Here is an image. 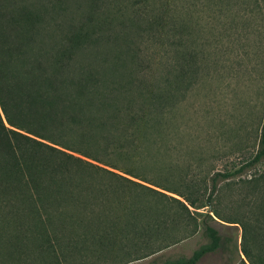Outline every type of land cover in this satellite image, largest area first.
<instances>
[{"label":"trees","instance_id":"trees-1","mask_svg":"<svg viewBox=\"0 0 264 264\" xmlns=\"http://www.w3.org/2000/svg\"><path fill=\"white\" fill-rule=\"evenodd\" d=\"M191 23L144 0H0V264L28 253L39 264H198L234 242L200 208L255 240L249 220L213 208L227 189H246L242 206L264 231V119L237 169L201 177L203 149L193 158L178 142L180 83L193 57L177 75L172 67L171 80L147 74L144 38L167 39L176 52V34L164 29L189 33ZM198 231L204 242L189 256L162 254ZM242 253L264 264V253Z\"/></svg>","mask_w":264,"mask_h":264},{"label":"rangeland","instance_id":"rangeland-1","mask_svg":"<svg viewBox=\"0 0 264 264\" xmlns=\"http://www.w3.org/2000/svg\"><path fill=\"white\" fill-rule=\"evenodd\" d=\"M144 1L149 9L158 11L166 7L175 21L192 20L194 25L189 33L188 29L181 31L172 25L164 29L171 34L163 33L164 37L176 34V52L167 46V39L154 41L145 37L140 48L150 80H171L172 67H176L177 75L179 65L193 57L189 60L192 69L186 81L180 83L184 85L183 96L176 110L183 116V137L178 142L193 152V158L199 156L194 151L203 149L205 165L195 174L202 177L205 170L237 169L256 150L264 119V0L215 1L218 3L201 0L194 5L178 0ZM180 42L185 47L178 45ZM183 154L184 151H179L176 156ZM259 168L262 170V166ZM246 177H250L248 172L242 176ZM245 190L240 193L225 190L213 208L222 215L238 214L243 222L249 220L256 228L254 242L244 238L240 224L219 220L212 215L210 207L200 208L197 212L211 215L213 220L209 224L234 242L227 252L210 254L198 264H242V260L249 264L242 250L248 251L255 261L264 253V231L258 219H250V208L245 203L242 206ZM196 219L199 223L202 217L196 215ZM199 234L200 231L162 254L189 256L204 242ZM34 257V253L19 255L12 263L39 264ZM151 259L130 264H149ZM69 260L61 264H117L113 256Z\"/></svg>","mask_w":264,"mask_h":264}]
</instances>
